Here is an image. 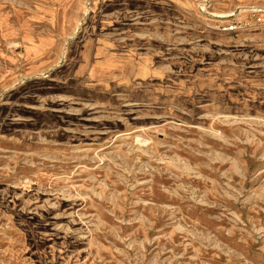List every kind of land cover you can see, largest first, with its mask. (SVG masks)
<instances>
[{
	"label": "rangeland",
	"instance_id": "rangeland-1",
	"mask_svg": "<svg viewBox=\"0 0 264 264\" xmlns=\"http://www.w3.org/2000/svg\"><path fill=\"white\" fill-rule=\"evenodd\" d=\"M0 264H264V0H0Z\"/></svg>",
	"mask_w": 264,
	"mask_h": 264
},
{
	"label": "built area",
	"instance_id": "built-area-1",
	"mask_svg": "<svg viewBox=\"0 0 264 264\" xmlns=\"http://www.w3.org/2000/svg\"><path fill=\"white\" fill-rule=\"evenodd\" d=\"M259 22H262L259 19ZM247 29L246 25L242 24L241 22H232L230 25L226 26L223 30L230 34H240Z\"/></svg>",
	"mask_w": 264,
	"mask_h": 264
}]
</instances>
